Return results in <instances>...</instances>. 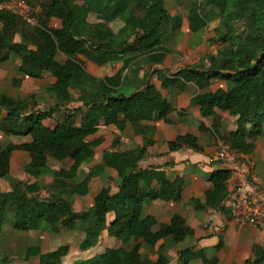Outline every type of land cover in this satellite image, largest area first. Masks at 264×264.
Returning <instances> with one entry per match:
<instances>
[{
  "label": "trees",
  "instance_id": "trees-1",
  "mask_svg": "<svg viewBox=\"0 0 264 264\" xmlns=\"http://www.w3.org/2000/svg\"><path fill=\"white\" fill-rule=\"evenodd\" d=\"M24 1L35 9L38 25L32 26L22 15L0 7V64L12 55L19 58L17 74L12 78L14 87L21 86L25 77L52 75L55 82L45 90L54 96V104L47 109H36L35 93L24 98L0 93V130L8 136H31L30 141L20 144L0 141V217L11 208L13 230L45 227L52 241L54 234L83 232V237L72 243L81 251L96 246L105 230L112 229L117 245L107 247L84 264H169L162 252L157 259L144 255L140 243L126 248L136 238L162 251L163 247L158 244L163 238L171 237L181 243L194 234L181 215H174L169 223H161L154 215L143 217L142 202L134 201L139 192L148 199L158 198L157 182L172 191L175 202L182 197V178L170 180L157 167L140 168L152 139L133 149L105 151L101 164L87 172L81 181L63 178L55 181L46 197L41 196V191L48 187L39 178L49 164L46 150H52L57 160L71 158L82 166L94 157L95 148L103 142L102 137L90 139L101 125L126 122L134 125L145 118V105L149 103L155 104V119L162 117L170 102L161 92H151L145 87L126 95L119 88L127 82L125 71L140 58L147 57L151 63L164 61L169 53L164 45L166 32L179 30L182 18L169 13L165 0ZM79 1L85 2L86 8ZM91 13L100 14L102 21H90ZM210 18H216L210 41L222 47L208 55L206 69L192 67L189 72L207 82L223 80L226 87L199 93L192 101L199 106L202 118L217 120L218 110L236 116V136L244 135L248 139L264 136V0L190 1L187 19L192 32L207 27ZM53 20L59 27L52 25ZM60 56L64 58L60 60ZM81 56L99 65L117 58L123 59L124 64L113 75L97 78L86 69ZM72 101L83 104L67 107ZM62 110L65 112L63 124L50 127L43 122L44 117ZM200 128L208 130L203 122ZM188 145L195 150L202 149L193 134L188 136ZM169 146L174 150L183 145L171 141ZM254 148L250 141L239 150L251 154ZM16 150L29 155L31 160L25 165L24 173L36 181L29 183L13 178L4 189L1 180L11 177V159ZM110 169L116 171L120 180L118 191L103 186L91 207L76 211L74 195L88 194L91 179ZM229 177L230 171L222 168L210 175L213 188L205 193L206 206L216 208L223 203L228 194ZM70 244L56 242L51 250L39 255V264H61ZM191 249H181L176 264H189ZM246 264H264V255L249 258Z\"/></svg>",
  "mask_w": 264,
  "mask_h": 264
},
{
  "label": "crops",
  "instance_id": "crops-1",
  "mask_svg": "<svg viewBox=\"0 0 264 264\" xmlns=\"http://www.w3.org/2000/svg\"><path fill=\"white\" fill-rule=\"evenodd\" d=\"M190 1L193 0H165V6L169 13L172 16H179L183 20L182 27L172 32L164 42L169 53L162 63H151L147 57L134 62L131 68L125 71V74L128 73L126 84L119 88V91L126 95H132L145 87H149L151 92H161L170 102V107L163 112L162 117L155 119L157 115L155 106L147 104L144 111L145 118L134 125L130 122H126L124 125H101L96 135L91 136L90 139L102 137L103 142L99 146L106 145L107 149H102L103 152L96 154V150L99 148L97 146L94 157L84 165L80 166L77 160L71 158L57 160L52 150H49V161L53 158L51 165L54 167V175L55 172H58L63 179L77 182L81 181L92 168L101 164L105 151L133 149L141 146L145 140L152 139L153 143L148 147L146 155L140 161V168L157 167L163 169L170 180L182 178L184 182L182 197L181 200L175 202L172 199V191L161 187L160 183L157 182L155 189L159 194L158 198L148 199L139 192L134 201L142 202L143 217L154 215L161 223H169L174 215H181L187 224L194 229V234L180 244L171 237L163 238L158 244L163 247L162 251L157 247L152 249L142 239H133L126 248L131 249L135 243H140L144 255L151 259H157L162 252L169 259V264H176L179 251L187 247L192 248L189 264H246L247 259L264 255V227L240 224L231 216L226 199L216 208L206 206L204 203L205 193L213 188V184L209 180L210 175L215 170L220 169L219 164L211 161V156L220 143H226L236 148L235 146H241L252 141L255 148L249 155L258 158L264 155V136H254L252 139H248L244 135L236 136V116L218 110L219 118L217 120L202 118L199 106L192 101L193 97L199 93L225 88L226 83L220 79L207 82L205 78L189 72V69L199 65L206 69L208 55L217 53L218 49L222 47L221 44L210 41V38L214 36L213 28L216 24V18H212L208 26L197 33L189 29L187 16ZM79 3L86 8L85 2L79 1ZM208 13L209 16L212 15L209 11ZM102 19L100 14L91 13L89 15V20L92 22H100ZM52 25L59 27V23L55 20H53ZM63 58L62 56L59 57L60 60ZM81 59L86 69L97 78L113 75L124 64L121 58L102 65L84 56H81ZM2 65L3 63L0 64V67ZM27 81L33 83L40 81L44 87L43 90L35 89L28 92L30 94L43 92L47 85L55 82V78L49 73H46L42 78L25 77L21 86L16 88H22ZM0 93L15 98H24L28 95H19L16 91L9 93L3 89H0ZM49 101L54 104V98L51 95ZM82 104L81 101H72L67 107L76 108ZM64 113L62 110L54 114L57 115L58 120L62 121L64 120ZM202 122L208 130L200 128ZM189 134L197 137L199 145L202 147L201 150H195L188 145ZM227 138L230 142L225 141ZM117 140L118 143L115 145ZM171 141L183 146L171 150L169 146ZM16 152L21 153L24 160L15 159ZM30 160L28 154L16 150L11 159V169L14 170L13 168L17 166L16 163L18 164V162H22L25 168ZM253 161L256 167L255 158ZM19 165L15 169L20 172V179H25L22 176L23 174L25 176V173L19 171ZM34 181L36 178L30 177L28 182ZM119 181L114 169L107 170L91 179L89 194L93 183L98 189L103 186H111L113 192H116L119 189ZM259 185L264 191V183L260 181ZM84 199L86 200V196L74 197L76 211L84 207L79 204L78 209L76 201L81 200V203L84 204ZM91 201L93 203V200Z\"/></svg>",
  "mask_w": 264,
  "mask_h": 264
},
{
  "label": "rangeland",
  "instance_id": "rangeland-1",
  "mask_svg": "<svg viewBox=\"0 0 264 264\" xmlns=\"http://www.w3.org/2000/svg\"><path fill=\"white\" fill-rule=\"evenodd\" d=\"M209 21L211 22V18L209 19ZM172 32V30H167L166 35L164 37V42L167 40V37L172 34ZM18 61L19 58L16 55H12L11 59L7 62H4L2 67H0V89H3V91H7L9 93L16 91L19 95L23 94L24 96H26L28 92L35 89L43 90L44 87L40 81H36L34 83L32 81H27L25 82L22 88H16L12 85V78L17 74L16 66ZM194 68H200L202 70L205 69V67H201L200 65L195 66ZM35 94L37 96L36 99L38 102L37 109H47L52 106L53 102L49 101L50 95L51 97L53 96L52 94L48 93L46 90H44L43 92H37ZM149 104L155 106L154 103ZM56 117L57 115L53 113L52 116L44 117L43 122L50 127H55L58 124H63L64 120L60 121ZM30 140V135L19 134L8 136L0 130V141L3 144H7L9 142H25ZM225 141L230 142L228 138ZM235 147L239 150L241 146ZM102 149H107L106 145L99 146V148L96 150V154L101 152ZM46 151L48 152V154H50L49 150ZM250 156L252 159L255 158L256 160L255 172L257 174L258 183H260V181L264 183V155H261L258 158L253 157L252 155ZM15 159L22 161L24 160V157L21 153L16 152ZM52 162L53 158H51V160L48 162L50 164H48V166L45 168L44 174L39 180L44 187H48V189L41 191L42 197H46L49 194V191H51V188L49 187H51L55 183V181H60L62 179L61 175H54V167H52L53 165H51ZM18 164H20L19 171H21V173L24 172V164L22 162H18ZM18 164L16 163L17 166ZM17 166H14V170H12L11 177H9L8 180H1L2 188H5V186L11 183V180L13 178L20 179L21 174L15 169L18 168ZM22 176L25 178V180H30V177L26 175L24 176V174ZM99 189L96 187V184L93 183L91 186V193L89 194V187L88 194L83 196H86V200L84 199V204L81 203L82 199L79 202L78 200L76 201L78 209L79 204L84 206L81 210L78 211L85 210L92 206L93 203L91 200H94L93 198L95 194L99 191ZM78 196L81 195H74V197ZM11 220L12 209L9 208L0 217V264H39V255L43 252L51 250L56 242L59 244L71 242L67 254L60 261L61 264H84L90 259L97 257L107 247L117 245L116 235L114 231L110 228L105 230L104 235L99 238V242L96 246L81 251L78 247L72 245V243L74 241H77V239H81L83 237V232L75 230L72 232L66 231L61 232L59 234H54V240L52 241L50 237L51 233L47 228L43 227L41 229L31 231L13 230ZM74 233L76 234L71 238L70 241V237Z\"/></svg>",
  "mask_w": 264,
  "mask_h": 264
},
{
  "label": "built area",
  "instance_id": "built-area-1",
  "mask_svg": "<svg viewBox=\"0 0 264 264\" xmlns=\"http://www.w3.org/2000/svg\"><path fill=\"white\" fill-rule=\"evenodd\" d=\"M0 7L22 15L32 26L38 25L35 9L24 0L0 1ZM211 161L230 171L226 202L231 216L242 225L264 227V191L258 183L251 156L231 145L220 143Z\"/></svg>",
  "mask_w": 264,
  "mask_h": 264
}]
</instances>
